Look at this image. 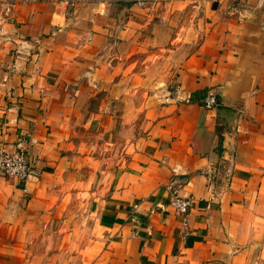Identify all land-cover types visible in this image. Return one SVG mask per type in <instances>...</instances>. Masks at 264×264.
<instances>
[{
  "label": "crops",
  "instance_id": "1",
  "mask_svg": "<svg viewBox=\"0 0 264 264\" xmlns=\"http://www.w3.org/2000/svg\"><path fill=\"white\" fill-rule=\"evenodd\" d=\"M19 145L0 264H264V0H0Z\"/></svg>",
  "mask_w": 264,
  "mask_h": 264
},
{
  "label": "built area",
  "instance_id": "2",
  "mask_svg": "<svg viewBox=\"0 0 264 264\" xmlns=\"http://www.w3.org/2000/svg\"><path fill=\"white\" fill-rule=\"evenodd\" d=\"M200 105L206 110H212L216 105V100L211 94H208L202 99ZM29 172V162L22 150V145H19L13 151L0 148V179H11L19 183L26 178ZM169 207L173 213L185 215L190 207V203L186 199L173 197L169 203Z\"/></svg>",
  "mask_w": 264,
  "mask_h": 264
},
{
  "label": "water",
  "instance_id": "3",
  "mask_svg": "<svg viewBox=\"0 0 264 264\" xmlns=\"http://www.w3.org/2000/svg\"><path fill=\"white\" fill-rule=\"evenodd\" d=\"M226 112H227V114H231V113H229L230 111H226V110L224 111L223 109L219 111V113H221V114H223V115H224ZM230 127H231V125H230ZM230 127H229V129H231Z\"/></svg>",
  "mask_w": 264,
  "mask_h": 264
},
{
  "label": "trees",
  "instance_id": "4",
  "mask_svg": "<svg viewBox=\"0 0 264 264\" xmlns=\"http://www.w3.org/2000/svg\"><path fill=\"white\" fill-rule=\"evenodd\" d=\"M193 97H194V95H192L191 98H193ZM203 97H204V94L200 93V98L202 99ZM199 104H201V103L199 102Z\"/></svg>",
  "mask_w": 264,
  "mask_h": 264
}]
</instances>
